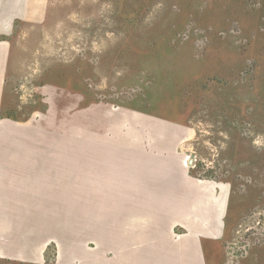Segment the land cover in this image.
I'll return each mask as SVG.
<instances>
[{
    "label": "rangeland",
    "instance_id": "1",
    "mask_svg": "<svg viewBox=\"0 0 264 264\" xmlns=\"http://www.w3.org/2000/svg\"><path fill=\"white\" fill-rule=\"evenodd\" d=\"M57 2L46 30L12 35L23 63L7 81L0 140L26 129L10 122L74 115L114 124L133 111L176 125L161 131L193 140V175L227 190L217 264L233 262L227 253L264 264V0ZM24 229L0 227V252L17 256L0 264H23L56 235Z\"/></svg>",
    "mask_w": 264,
    "mask_h": 264
},
{
    "label": "crops",
    "instance_id": "2",
    "mask_svg": "<svg viewBox=\"0 0 264 264\" xmlns=\"http://www.w3.org/2000/svg\"><path fill=\"white\" fill-rule=\"evenodd\" d=\"M57 1L0 0V127L9 107L7 81L23 63L17 62L12 35L46 30L49 20H57ZM127 114L115 113L114 124L79 115L63 124L10 122L26 129H10L0 140V227L27 228L29 237L31 228H56V235L49 240L45 232L38 239L42 247L36 252L31 247L21 263L217 264L226 240L220 227L227 190L184 165L193 140L161 131L176 125ZM229 255L233 262L225 264L240 263L241 255ZM14 256L0 252V260Z\"/></svg>",
    "mask_w": 264,
    "mask_h": 264
},
{
    "label": "built area",
    "instance_id": "3",
    "mask_svg": "<svg viewBox=\"0 0 264 264\" xmlns=\"http://www.w3.org/2000/svg\"><path fill=\"white\" fill-rule=\"evenodd\" d=\"M196 158L195 156H192V155H187L185 156L184 158V165L188 168H194L196 165Z\"/></svg>",
    "mask_w": 264,
    "mask_h": 264
}]
</instances>
